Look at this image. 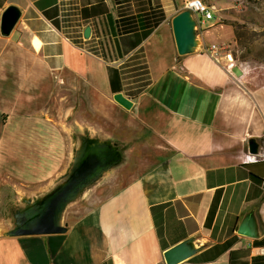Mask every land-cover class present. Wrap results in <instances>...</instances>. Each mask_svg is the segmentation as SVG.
<instances>
[{
	"label": "crops",
	"instance_id": "obj_1",
	"mask_svg": "<svg viewBox=\"0 0 264 264\" xmlns=\"http://www.w3.org/2000/svg\"><path fill=\"white\" fill-rule=\"evenodd\" d=\"M12 4L22 16L5 36ZM183 6L0 0V185L18 196L12 208L63 174L61 122L49 105L65 80L123 131L108 135L126 147L130 167L80 197L64 233L11 236L14 223L0 222V264H168L165 252L181 243L191 254L177 264H264V77L212 59L209 45L234 34L220 22L229 37L201 24L200 45L179 55L172 18ZM119 92L130 109L114 99ZM250 137L263 148L247 161ZM250 214L255 237L238 232Z\"/></svg>",
	"mask_w": 264,
	"mask_h": 264
},
{
	"label": "water",
	"instance_id": "obj_2",
	"mask_svg": "<svg viewBox=\"0 0 264 264\" xmlns=\"http://www.w3.org/2000/svg\"><path fill=\"white\" fill-rule=\"evenodd\" d=\"M22 16L17 5L6 8L2 17L1 33L8 36ZM172 30L179 55L196 50L198 23L191 10L183 8L172 18ZM91 33L90 26L84 31L85 37ZM114 99L127 109L133 105L132 100L122 92L116 93ZM74 136L73 158L66 172L47 192L31 198H22L24 206L11 209L14 226L7 232L11 236L49 235L64 233V212L68 204L81 197L92 185L96 184L110 169L124 160V152L118 142L88 134ZM263 142L257 137L248 140L249 154L256 157L262 154ZM243 235H258L253 214L248 215L238 227ZM191 254L186 243L178 244L165 252L168 264H177Z\"/></svg>",
	"mask_w": 264,
	"mask_h": 264
},
{
	"label": "rangeland",
	"instance_id": "obj_3",
	"mask_svg": "<svg viewBox=\"0 0 264 264\" xmlns=\"http://www.w3.org/2000/svg\"><path fill=\"white\" fill-rule=\"evenodd\" d=\"M178 2L183 6V0H178ZM210 3H214L217 10L214 11L215 18L207 20L204 25L208 29L209 35L214 38L229 37L231 35L230 29L219 24L230 25L234 34L232 39L227 40V42H230L232 46V56L235 60L232 63L241 66L243 72L247 74L264 77V0H210ZM182 9H179V12ZM216 22L220 23L216 24ZM82 93L78 83L74 88V84L65 80L56 88L49 105L51 117L58 118L61 122V155L62 160H66L63 173L66 172L72 162L75 147L73 135L79 137V135L88 134L118 142L110 137L108 133L112 132L113 136L117 135L118 132L123 133L122 130L118 131L114 124L106 121L94 109L90 110ZM74 119H77V124ZM121 148L124 152V160L108 171L113 172L112 176L114 177L118 171H127L130 168L129 163L126 164V147L121 145ZM100 180L88 188L81 197L88 192H94V190L100 191V188H102V181ZM0 187H2L0 188L2 191L0 196V222L10 223L13 222L11 208L16 203H20V200L9 185H0ZM79 202L80 197L68 204L64 212L66 217L75 213V210H79L77 207Z\"/></svg>",
	"mask_w": 264,
	"mask_h": 264
},
{
	"label": "built area",
	"instance_id": "obj_4",
	"mask_svg": "<svg viewBox=\"0 0 264 264\" xmlns=\"http://www.w3.org/2000/svg\"><path fill=\"white\" fill-rule=\"evenodd\" d=\"M183 8L192 11L195 19L197 20L198 26L204 24L209 19L215 18L214 11L217 10L216 6H209L204 0H184ZM207 52L216 62L220 64H225L227 62H234L232 54V46L230 42H213L209 45ZM255 158L254 156H249L246 158L247 161Z\"/></svg>",
	"mask_w": 264,
	"mask_h": 264
},
{
	"label": "bare ground",
	"instance_id": "obj_5",
	"mask_svg": "<svg viewBox=\"0 0 264 264\" xmlns=\"http://www.w3.org/2000/svg\"><path fill=\"white\" fill-rule=\"evenodd\" d=\"M200 40H199V38L197 39V45H196V47H198L199 45H200Z\"/></svg>",
	"mask_w": 264,
	"mask_h": 264
},
{
	"label": "trees",
	"instance_id": "obj_6",
	"mask_svg": "<svg viewBox=\"0 0 264 264\" xmlns=\"http://www.w3.org/2000/svg\"><path fill=\"white\" fill-rule=\"evenodd\" d=\"M161 18H162V17H160V16L157 18V19H158V20H157V23H159V21H160Z\"/></svg>",
	"mask_w": 264,
	"mask_h": 264
}]
</instances>
